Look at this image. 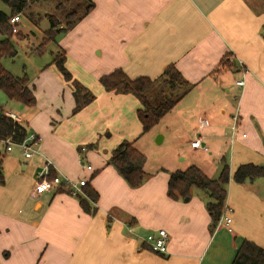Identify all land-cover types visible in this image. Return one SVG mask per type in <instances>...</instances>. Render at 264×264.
Listing matches in <instances>:
<instances>
[{
	"label": "crops",
	"instance_id": "crops-1",
	"mask_svg": "<svg viewBox=\"0 0 264 264\" xmlns=\"http://www.w3.org/2000/svg\"><path fill=\"white\" fill-rule=\"evenodd\" d=\"M93 1L92 12L56 41L67 69L94 100L74 112L73 86L50 63L38 68L31 85L33 110L20 108L29 119L21 110H6L42 140L31 159L18 148L0 156V264H232L244 240L264 248V177L233 181L240 165H264V0H254L258 8L250 0ZM86 28L88 34L100 31L96 71L69 54L70 35ZM228 62L231 67H224ZM171 65L194 87L142 134L140 101L107 92L99 79L122 69L131 79L156 80ZM167 140V154L151 161L150 154L160 152L155 145ZM196 140L208 151L192 147ZM124 141L147 157L139 188L108 164ZM222 158L231 170L226 216L232 221L211 233V217L196 191L189 201L173 200L168 182L171 173L191 166L216 179ZM47 159L53 174L86 180L98 192L93 214L59 187L34 193ZM82 160L91 170L82 168ZM160 229L170 235L165 255L145 241Z\"/></svg>",
	"mask_w": 264,
	"mask_h": 264
},
{
	"label": "trees",
	"instance_id": "trees-1",
	"mask_svg": "<svg viewBox=\"0 0 264 264\" xmlns=\"http://www.w3.org/2000/svg\"><path fill=\"white\" fill-rule=\"evenodd\" d=\"M10 9L6 14L0 11V34L4 39L0 40V90H2L10 101L21 103L32 107L36 103L34 89L30 85L29 79L25 77H16L5 69L2 65L3 58H14L17 50L13 38L24 39L21 33L13 34L9 25L10 17L21 14L28 3L22 0H2ZM73 0H59L57 10L65 17V27H59L58 22L53 16L48 17L50 28L44 32V38L40 44L41 53L45 47L56 42L58 35L66 33L75 27L80 21L87 17L95 5L88 0H80L83 12H79L78 6L67 10ZM78 9V10H77ZM264 37V33H263ZM66 54L59 53L53 60L62 75L63 79L73 86V95L76 101L74 112L80 111L94 100V96L81 83L74 80L72 74L66 67ZM224 67H231L228 62ZM163 83L168 86L174 94L166 97L164 101L155 103L154 98L149 94L156 80L148 77H139L131 79L122 69H117L108 75L102 76L99 81L104 89L109 93L131 94L136 97L142 107L138 111V118L142 125V134L150 132L176 105L191 91L193 84L188 82L182 73L174 66L167 67L162 75ZM30 134L27 124L22 120L16 122L6 115V110L0 105V138L12 137L15 141L21 142ZM147 157L135 148L132 142L124 141L120 143L112 152L108 164L112 165L116 171L123 177L131 188H139L146 181V172L144 170ZM221 171L216 179H211L204 172L191 166L185 171H176L171 173L168 182V195L173 200H186L192 197V190L198 189L208 194L210 200L206 203L207 211L211 217L210 232L213 233L218 226L221 217L226 211V200L228 194V185L231 179V170L226 158L221 159ZM56 174L52 173V176ZM264 177V165L253 163L240 165L233 174V181L237 184L253 182ZM5 184V177L0 160V185ZM60 190L71 193V190L59 188ZM84 195H79L82 208L94 213L96 208H92L99 200L98 192L89 184L83 187ZM232 264H264V248L256 243L244 240L239 248Z\"/></svg>",
	"mask_w": 264,
	"mask_h": 264
},
{
	"label": "rangeland",
	"instance_id": "rangeland-1",
	"mask_svg": "<svg viewBox=\"0 0 264 264\" xmlns=\"http://www.w3.org/2000/svg\"><path fill=\"white\" fill-rule=\"evenodd\" d=\"M88 1L95 4L93 0ZM250 1L258 8V5L254 0ZM58 3L59 0H34L28 3V7L20 14L21 23L18 26L19 31L17 32L21 33L24 36V39L20 40L16 36L13 38L17 55L14 58H3L2 60V65L7 71L16 77L26 76L29 79L30 85L33 84L38 75V68L45 67L48 64L53 63V60L59 52L62 51V45L58 40L56 42L49 43L42 53L40 49V44L44 38V32L50 28V21L48 17L53 16L58 22L60 28L65 27L66 25L65 17L60 13L61 11H58L56 8ZM78 4L80 5L78 9L81 13L84 8L82 7L80 0H73L70 5L66 6V9L69 11L76 8ZM0 11L6 14L10 13L9 7L2 0H0ZM74 28L75 27L63 34H69ZM70 36L68 45L73 46V49H70L69 54L73 57L74 62L77 65H86V67L94 69V71H96L97 68H100V31L98 35L94 33L88 34L86 28L83 34L82 31H79L77 35ZM2 39H4V36L0 34V40ZM86 47L87 50H90V52L86 50ZM93 47H96V49L93 50ZM162 77L163 76L161 75L157 78L156 84L149 93L154 98L155 103H160L164 101L166 97L174 94L169 90L168 86L163 83ZM74 80H76V78H74ZM76 81L81 83L78 79ZM81 85L84 86L83 83H81ZM84 87L86 88V86ZM0 105L7 111L12 109L13 111H17L19 113L22 111L20 108L29 111L33 110L32 107L10 101L2 90H0ZM22 113L24 112L22 111ZM23 117L25 120L29 119L25 116V113L23 114ZM159 135L160 136L158 137L163 136L162 134ZM158 137L155 138V143H157ZM171 144L172 143L167 140L163 144L155 145L156 150H159L160 152L150 154L151 161L156 162L161 159L163 155L167 154ZM194 190L196 191L195 194L205 204L210 200L207 193L198 189Z\"/></svg>",
	"mask_w": 264,
	"mask_h": 264
},
{
	"label": "built area",
	"instance_id": "built-area-1",
	"mask_svg": "<svg viewBox=\"0 0 264 264\" xmlns=\"http://www.w3.org/2000/svg\"><path fill=\"white\" fill-rule=\"evenodd\" d=\"M25 2H30L31 0H22ZM21 23L20 14L14 15L9 19V25L12 29V32L15 34L19 31L18 26ZM238 86H243L244 81L240 80L237 82ZM6 115L12 118L16 122H21L22 120L18 119L15 114L6 112ZM235 122H237V118H234ZM235 130V126L233 127ZM41 138L34 134L30 133L28 137L21 141H15L12 137L0 138V156H4L8 153H11L14 149L18 148L22 151L24 157L26 159H31L36 154H39V147L41 143ZM192 147L194 148H203L205 151H208V148L203 146L201 140H196L192 142ZM83 152V150L81 151ZM82 168L84 170H91V165L87 162H81ZM54 164L50 160H46L45 166L42 171L37 175V183L34 188V193L36 195L42 194L52 187H59L71 190V193L74 196L84 195L83 187L88 184L86 180L79 179L77 181H73L66 177H61L58 175L52 176V169ZM227 211V208H226ZM226 211L224 215L221 217L219 224H225L229 226L231 224V218L226 216ZM170 240V235L165 229H160L156 233H152L147 236L146 243L150 246V249L160 255H165L168 251V244Z\"/></svg>",
	"mask_w": 264,
	"mask_h": 264
},
{
	"label": "water",
	"instance_id": "water-1",
	"mask_svg": "<svg viewBox=\"0 0 264 264\" xmlns=\"http://www.w3.org/2000/svg\"><path fill=\"white\" fill-rule=\"evenodd\" d=\"M161 140H162V138H161V137H159V138H158V140H157V143H160V142H161ZM189 199H190V198H187V199H186V201H189Z\"/></svg>",
	"mask_w": 264,
	"mask_h": 264
}]
</instances>
